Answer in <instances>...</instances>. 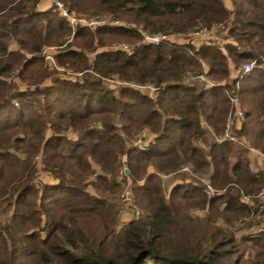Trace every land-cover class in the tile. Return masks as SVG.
Returning <instances> with one entry per match:
<instances>
[{
  "label": "trees",
  "instance_id": "16d2710c",
  "mask_svg": "<svg viewBox=\"0 0 264 264\" xmlns=\"http://www.w3.org/2000/svg\"><path fill=\"white\" fill-rule=\"evenodd\" d=\"M39 1L0 0V264H264V226L235 228L264 205V161L254 170L249 156L264 154V0H60L107 18L74 31ZM219 24L223 44L143 41ZM123 41L131 47H114ZM47 46L82 77L52 71ZM247 61L253 69L231 77ZM204 69L214 85L187 83ZM115 78L124 85L106 83ZM236 94L245 119L226 137ZM144 128L154 139L130 145ZM39 156L53 181L40 178ZM189 164L202 176L179 172ZM123 167L147 214L117 229ZM178 172L167 193L162 174Z\"/></svg>",
  "mask_w": 264,
  "mask_h": 264
},
{
  "label": "rangeland",
  "instance_id": "374dc122",
  "mask_svg": "<svg viewBox=\"0 0 264 264\" xmlns=\"http://www.w3.org/2000/svg\"><path fill=\"white\" fill-rule=\"evenodd\" d=\"M46 0H40L39 3L37 4V7L39 9H46V5L47 4H43L42 2H44ZM55 0H50V2L53 4ZM226 1V4L232 8V3H231V0H225ZM43 5H42V4ZM91 18H94V17H91ZM97 18V17H95ZM98 19V18H97ZM99 19H103V18H99ZM107 21V18L104 19ZM109 20V18H108ZM116 22V21H115ZM113 22V23H115ZM112 23V22H111ZM120 23L124 24L122 21H120ZM78 26H81L79 24L75 25V27L71 26L72 27V31L76 30V28ZM99 26V25H98ZM98 26H88V27H91V28H96ZM225 26L223 24H219V25H214L212 27V29H206V30H203L202 32L200 31L199 34H196V32L191 36V37H181V36H176V35H172L170 37V40H175V41H184V40H189V39H193L196 43H200L204 40H209V41H218L220 42L221 44L225 43L226 39L224 38V34L221 35V32L224 30ZM145 32H143V35H144V39L143 41L146 42L145 40ZM74 34L72 33L71 35V39H72V36ZM65 46V45H64ZM62 46V47H64ZM115 48H123V49H129L131 46L126 42V41H123V42H119L117 44L114 45ZM60 47L58 46H47L44 48V51H43V56H45V52H49L51 54L54 55L55 57V54L60 50L59 49ZM93 56V54H90V58ZM45 58V57H44ZM46 59V58H45ZM47 61V65L50 67V69H52V71H55V73L59 74L60 77H65V78H71V79H76L77 76H81L82 77V74L83 72H76V71H72L71 69L70 70H67V69H64L62 67H59L56 63L55 64H52L50 63V61ZM233 65V64H232ZM234 66V65H233ZM241 67V66H240ZM239 67V68H240ZM235 75L238 76L237 74V69L238 68H235ZM205 70V69H204ZM207 71H202V72H199L198 74H204L206 76V79H198V78H195V76L197 75V73H191L190 76L191 78L189 80H187V83L189 84H208L210 83V81L208 80H211L209 78V76L207 75L206 73ZM231 76V77H236V76ZM189 76V77H190ZM115 77V76H114ZM17 79V82L18 84H20V86L22 87H25V85L21 82V80L19 78H16ZM106 83L108 85H111L112 87H118L119 85H124V83H122L120 80H117V78L115 79H108L106 80ZM140 87L141 90H143L145 93L151 95L152 97H157L158 96V93L159 91H154L153 88H155L153 85H147V86H138ZM237 97V101L234 102L233 101V97ZM231 100L233 101V103L235 104V109H234V113L232 116H230L227 124L230 123V126H229V135L231 136V133H232V130H233V127L234 125L238 124V123H241L242 121L244 120H240L237 116L235 117V112H236V109H240L244 112V115H245V111L244 109L242 108L241 106V101L238 97V95H233L231 97ZM245 119V118H244ZM227 129L226 128V133H227ZM69 136H74V133L70 130L67 132ZM225 133V135H226ZM155 133L149 129V128H144V130L142 131H139L135 136L134 138L131 140L130 142V145L132 146H137V147H144L145 145L149 144L155 137ZM38 159V168H39V176L42 180H45V181H53L54 179L52 178V176L48 173H46L44 170H43V163H42V158L39 156L37 157ZM259 159H251V163H252V168L254 170H256L259 166V164H262L264 160H261V154H259ZM123 159L125 160V156L123 157ZM186 166H189L188 169H184L182 168L179 172L180 173H185L187 175V178L190 179V177L194 178V176H196L197 173L194 172V169H193V166L191 164L189 165H186ZM94 168L96 170L99 169V166L95 163L94 164ZM162 174V178L165 180V186H166V190H167V193L169 192L170 188L172 187L173 183L175 181H177L178 179H176V176L178 177V174ZM129 172L128 170L123 167V170H122V174H121V178H126V182H125V185H124V188H123V191H122V195H121V201H122V209L120 211V218H119V223H118V226H117V229H121L126 223H128L130 221V219L134 218V217H138L142 214H147L144 210L142 209H137L134 205H133V183H132V180L130 178V176L128 175ZM126 175V177H125ZM199 177H201L202 175L200 174H197ZM196 178V177H195ZM176 179V180H175ZM208 182V181H206ZM209 189H211L213 191V188L209 187ZM247 199L248 201V198H245ZM262 200H263V203H264V192H262ZM140 213V215H139ZM191 213L193 216L197 215V216H204L207 214V209H199V208H195L193 210H191ZM253 219H254V223H252V226H247L249 225L247 222H249V218L248 217H245V222L243 221H239L237 223V225L235 226V228H237V235L239 237H241L242 235L244 234H250V233H255L253 231H255L256 229H259L260 227H263L264 226V205H262L260 207V211L259 213H255L253 215ZM247 226V227H246Z\"/></svg>",
  "mask_w": 264,
  "mask_h": 264
},
{
  "label": "built area",
  "instance_id": "2783aa9c",
  "mask_svg": "<svg viewBox=\"0 0 264 264\" xmlns=\"http://www.w3.org/2000/svg\"><path fill=\"white\" fill-rule=\"evenodd\" d=\"M56 8L59 10V12L61 13V15L63 17H65L71 26L75 27V25L79 24L82 26H98V25H103L106 23V20L104 19H98L97 18H87L85 16H79L77 15L75 12L70 11V9L65 5V3L63 1L60 0H55L53 3ZM118 23V22H115ZM206 30V29H203ZM201 30V32L203 31ZM200 31L196 32V34H199ZM172 35L166 34V33H157V34H145V40L147 43H151L153 45H159L162 41L164 40H168L170 39ZM45 58L50 61V63L55 64L56 65V59L54 57L53 54L49 53V52H45ZM57 66V65H56ZM254 67V62L252 61H247L245 62L240 68L237 69V74L240 75L242 73H247L249 71H251ZM195 78L198 79H206V76L204 74H197L195 76ZM154 91H159L157 87L153 88ZM234 102L237 101V97H233L232 98ZM238 117L240 120H244L245 115L244 112L240 109H236L235 112V117ZM229 126L230 123L227 124V133H226V137H230L229 135ZM184 169H188L189 166H184ZM264 192V190H263Z\"/></svg>",
  "mask_w": 264,
  "mask_h": 264
},
{
  "label": "crops",
  "instance_id": "0c3cea01",
  "mask_svg": "<svg viewBox=\"0 0 264 264\" xmlns=\"http://www.w3.org/2000/svg\"><path fill=\"white\" fill-rule=\"evenodd\" d=\"M43 4H47L46 5V8H48V7H50V6H52L53 4L50 2V0H46V1H44V2H42ZM41 3V4H42ZM42 4V5H43ZM231 69H232V76H234L235 75V67L231 64ZM236 76V75H235ZM208 81H210V83H208V85H210V86H212V85H214L213 84V81L212 80H208ZM259 154H261V160H264V154L260 151V150H258V149H256V148H250V154H249V156H250V158L251 159H259L258 157H259ZM251 167H252V163H251Z\"/></svg>",
  "mask_w": 264,
  "mask_h": 264
}]
</instances>
